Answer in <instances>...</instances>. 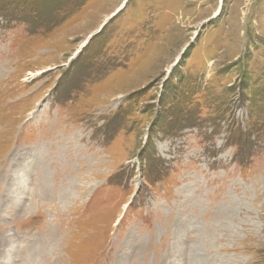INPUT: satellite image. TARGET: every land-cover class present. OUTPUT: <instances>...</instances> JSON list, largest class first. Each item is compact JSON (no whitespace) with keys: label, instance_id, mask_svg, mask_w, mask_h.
<instances>
[{"label":"rangeland","instance_id":"1","mask_svg":"<svg viewBox=\"0 0 264 264\" xmlns=\"http://www.w3.org/2000/svg\"><path fill=\"white\" fill-rule=\"evenodd\" d=\"M0 264H264V0H0Z\"/></svg>","mask_w":264,"mask_h":264},{"label":"bare ground","instance_id":"2","mask_svg":"<svg viewBox=\"0 0 264 264\" xmlns=\"http://www.w3.org/2000/svg\"><path fill=\"white\" fill-rule=\"evenodd\" d=\"M220 11H221V10H220ZM218 12H219V8L215 11V15H217ZM36 74H40V73L38 72V73H36Z\"/></svg>","mask_w":264,"mask_h":264}]
</instances>
